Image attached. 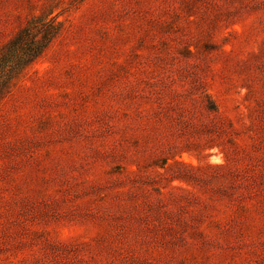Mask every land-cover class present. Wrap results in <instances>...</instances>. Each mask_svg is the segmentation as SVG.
<instances>
[{
  "label": "rangeland",
  "instance_id": "rangeland-1",
  "mask_svg": "<svg viewBox=\"0 0 264 264\" xmlns=\"http://www.w3.org/2000/svg\"><path fill=\"white\" fill-rule=\"evenodd\" d=\"M0 264H264V0H0Z\"/></svg>",
  "mask_w": 264,
  "mask_h": 264
},
{
  "label": "trees",
  "instance_id": "trees-1",
  "mask_svg": "<svg viewBox=\"0 0 264 264\" xmlns=\"http://www.w3.org/2000/svg\"><path fill=\"white\" fill-rule=\"evenodd\" d=\"M59 22L53 18L29 20L0 47V93L6 90L21 70L36 59L53 36Z\"/></svg>",
  "mask_w": 264,
  "mask_h": 264
}]
</instances>
